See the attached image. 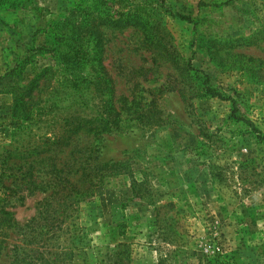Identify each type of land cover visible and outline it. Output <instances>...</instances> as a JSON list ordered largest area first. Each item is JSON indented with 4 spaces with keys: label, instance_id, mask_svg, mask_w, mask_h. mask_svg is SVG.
I'll return each mask as SVG.
<instances>
[{
    "label": "rangeland",
    "instance_id": "rangeland-1",
    "mask_svg": "<svg viewBox=\"0 0 264 264\" xmlns=\"http://www.w3.org/2000/svg\"><path fill=\"white\" fill-rule=\"evenodd\" d=\"M136 8L151 13L149 28L191 66L193 113L174 66L146 44L145 31L120 27ZM102 18L117 28L100 30L99 47ZM86 33L85 48L70 54L74 73L57 58L75 47L67 39ZM84 55L102 56L115 88L103 89L108 96L97 90L102 79L87 88ZM20 66L28 78L56 69L31 138L51 134L70 112L99 116L112 96L122 113L120 129L76 145L95 144L101 164L122 165L70 211L53 252L70 249L72 264H264V0H0V78ZM13 103L0 95V264H43L44 251L28 242L44 196L5 189L18 175L5 150L30 140Z\"/></svg>",
    "mask_w": 264,
    "mask_h": 264
},
{
    "label": "trees",
    "instance_id": "trees-1",
    "mask_svg": "<svg viewBox=\"0 0 264 264\" xmlns=\"http://www.w3.org/2000/svg\"><path fill=\"white\" fill-rule=\"evenodd\" d=\"M104 19H100L97 23V44L99 47H102L100 30L105 26H117L115 22H113L115 26L105 24ZM122 23L120 27L128 28L133 26L144 30L146 33V44L160 51L171 62L182 80L181 84L185 85L182 87L177 86L176 89L181 94L188 109L193 113L195 111L193 102L199 96L194 92L193 87L188 84L190 83L191 66L179 60L175 55V49L172 45H169L168 41L164 38H158L155 33L159 32L157 27L152 26V28H149L151 13H148L145 8L143 10L142 8L141 10L136 8L128 14V19ZM82 32L85 33V31ZM87 37L86 33V35H74L67 39L65 42L67 44L73 43L75 47L68 55L60 54V57L57 58L58 62L64 60L72 68L75 65V60L70 54L77 50L78 47L85 48L84 45L88 42ZM64 39L66 38L64 37ZM84 56L85 58H82V61H86L85 63L92 68V72L87 75L91 77V80L87 81L89 78L85 79L89 84L87 88H90L95 80L102 79L103 81L99 83L100 87L96 89L102 98L108 96V93L103 89H110V85H112L111 90H115V88L113 79L104 66L102 56ZM54 71H56L55 68H49L40 74H35L32 78H28L24 67L20 66L0 78V95L13 96L12 118L16 121L18 130L28 132V138L30 139L24 146L5 150L4 163L7 160L10 162L16 161V168H10V170L16 171V174H18L15 176V181L11 186H5V189L10 194L19 191L28 193L31 196L38 194L44 196L38 207L36 218L29 223L30 226H33L31 230L34 235L32 236L33 240L29 241L28 245H34L38 250L44 251L43 253L38 252V255L42 257L43 264H72L74 257L70 249L58 246L57 250L60 252H53L56 244L69 231L68 228L65 230V226L72 217L70 211L91 201L95 197L97 190L122 165V163L116 162L101 164L95 158L97 150L95 144L91 143L88 146L77 147L78 142L84 139L98 141L103 136L120 129L122 113L116 106L115 96H112L110 101L104 102L99 116L92 117L79 112H70L66 116L53 121L55 124L52 127L51 134L40 136L38 139L31 138V126L36 125L35 121L38 124L42 122L41 118H39L44 112L41 105L48 101L47 97L55 92L54 84L56 81H53L52 78L49 79V76L55 74ZM74 73H77L75 69ZM73 82L75 81L68 78L66 86L69 91L74 88L75 93L78 94L80 89L76 84V86L72 87ZM95 84H98V82L95 81ZM206 94L212 97L217 96V92L213 88L207 89ZM81 96L85 97L84 95ZM6 196H8L7 193ZM47 250L48 253L46 254ZM124 254L125 252L120 254L122 260H124ZM47 255H51L52 258H46Z\"/></svg>",
    "mask_w": 264,
    "mask_h": 264
}]
</instances>
